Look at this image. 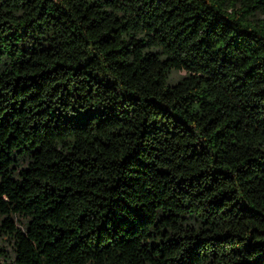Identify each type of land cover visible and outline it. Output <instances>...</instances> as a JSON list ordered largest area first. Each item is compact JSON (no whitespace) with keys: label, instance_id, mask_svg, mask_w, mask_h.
I'll list each match as a JSON object with an SVG mask.
<instances>
[{"label":"trees","instance_id":"trees-1","mask_svg":"<svg viewBox=\"0 0 264 264\" xmlns=\"http://www.w3.org/2000/svg\"><path fill=\"white\" fill-rule=\"evenodd\" d=\"M0 234L10 264H264V0H0Z\"/></svg>","mask_w":264,"mask_h":264},{"label":"rangeland","instance_id":"rangeland-1","mask_svg":"<svg viewBox=\"0 0 264 264\" xmlns=\"http://www.w3.org/2000/svg\"><path fill=\"white\" fill-rule=\"evenodd\" d=\"M186 74L185 70H175L171 73V81L173 83L177 82L179 79H181ZM3 236L0 234V248L5 249L6 254L11 255L12 250L11 246L7 241H3ZM0 264H10V262L5 260V257H0Z\"/></svg>","mask_w":264,"mask_h":264}]
</instances>
